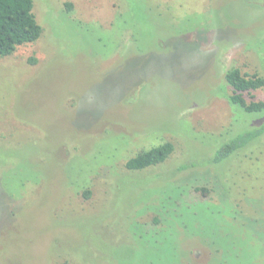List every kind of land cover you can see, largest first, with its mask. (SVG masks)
I'll list each match as a JSON object with an SVG mask.
<instances>
[{
    "label": "rangeland",
    "instance_id": "obj_1",
    "mask_svg": "<svg viewBox=\"0 0 264 264\" xmlns=\"http://www.w3.org/2000/svg\"><path fill=\"white\" fill-rule=\"evenodd\" d=\"M32 10L41 36L0 56V264H264V131L212 160L264 124L224 79L264 77V0ZM164 141L163 163L124 167Z\"/></svg>",
    "mask_w": 264,
    "mask_h": 264
},
{
    "label": "trees",
    "instance_id": "obj_2",
    "mask_svg": "<svg viewBox=\"0 0 264 264\" xmlns=\"http://www.w3.org/2000/svg\"><path fill=\"white\" fill-rule=\"evenodd\" d=\"M33 0H0V56L10 55L23 44L33 43L42 34V26L37 22L33 13ZM35 61L34 59H31ZM229 86V101L241 108L244 112L264 111V100H254L253 92L264 86V77L258 73H245L238 67H230L224 74ZM249 99H248V98ZM264 131V124L260 127L236 133L221 142L216 149L212 160L219 162L230 154L245 147L250 141ZM174 149L170 141H164L148 149L138 151L126 159L124 167L131 171L143 170L163 163ZM205 192L206 190L200 188ZM89 194L88 190L84 195Z\"/></svg>",
    "mask_w": 264,
    "mask_h": 264
}]
</instances>
